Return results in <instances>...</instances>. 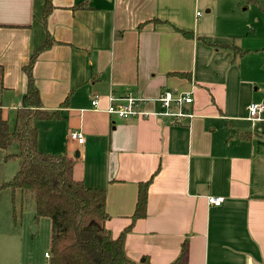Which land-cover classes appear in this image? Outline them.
<instances>
[{"label":"crops","instance_id":"crops-1","mask_svg":"<svg viewBox=\"0 0 264 264\" xmlns=\"http://www.w3.org/2000/svg\"><path fill=\"white\" fill-rule=\"evenodd\" d=\"M44 1L0 0V107L10 128L26 92L22 68L48 36L53 43L32 75L42 109L60 116L34 122L37 147L74 159V179L105 191V228L113 241L122 238L125 256L175 264L186 242L179 264H264V111L255 120L247 114L264 95L256 97L257 76L242 66L249 54L233 51L244 50L236 37L217 35L212 3L52 0L43 25ZM201 3L205 15L193 16ZM163 92L192 98L184 116L165 113ZM127 95L142 99L143 115L106 113L111 96ZM73 131L82 144L69 139ZM12 147L0 150V185L19 167L5 160ZM151 177L145 217L132 222L138 184ZM218 196L220 206L208 204ZM45 254L49 244L39 263L26 264H48Z\"/></svg>","mask_w":264,"mask_h":264},{"label":"trees","instance_id":"trees-1","mask_svg":"<svg viewBox=\"0 0 264 264\" xmlns=\"http://www.w3.org/2000/svg\"><path fill=\"white\" fill-rule=\"evenodd\" d=\"M250 5H258L259 0H243ZM52 0H45L41 22L44 25L52 10ZM181 31V30H179ZM185 37L193 34L181 31ZM53 40L48 36L30 55L22 71L27 78L26 92L22 106L16 111L14 125L10 128L2 118L0 107V150L6 151L16 146V153L5 156L16 159L19 167L14 176L0 185V190L9 188L22 196L33 197L35 218H47L50 221L48 264H149L144 257L140 262L128 259L123 251L122 238L111 239L105 228L108 215L105 210V191L88 188L81 180L73 177L75 160L66 154L43 153L37 147L38 132L34 126L37 120L59 118L58 111L42 109L41 99L32 75L36 58L51 47ZM235 54L245 57L248 51L233 48ZM3 67L0 65V94L3 90ZM245 138L246 135H240ZM152 177L138 184L137 202L131 221L144 218L146 213L148 188ZM91 222L99 229L85 231ZM186 243V242H185ZM175 264L185 256V246Z\"/></svg>","mask_w":264,"mask_h":264},{"label":"rangeland","instance_id":"rangeland-1","mask_svg":"<svg viewBox=\"0 0 264 264\" xmlns=\"http://www.w3.org/2000/svg\"><path fill=\"white\" fill-rule=\"evenodd\" d=\"M209 1L214 7L213 14L218 24L215 27L217 35L223 33L220 29L230 35L233 34L244 49L242 51H248L249 55L244 58L242 66L255 72L257 76L258 83L253 86V89L260 90L255 92L256 97L264 95V51L260 49V46L264 45V28L258 24L257 34L254 27L258 10L243 0ZM204 8L205 6L201 3L197 10H193V16L196 11L204 16ZM15 148L16 146H13L9 151H14ZM9 165L10 163H7L8 167ZM7 173L3 183L12 177L9 174L7 176ZM49 236L50 221L43 217L35 218L31 195L24 197L19 191L13 193L9 188L0 190V264L39 263L43 252L45 250L48 252Z\"/></svg>","mask_w":264,"mask_h":264},{"label":"built area","instance_id":"built-area-1","mask_svg":"<svg viewBox=\"0 0 264 264\" xmlns=\"http://www.w3.org/2000/svg\"><path fill=\"white\" fill-rule=\"evenodd\" d=\"M110 103L106 109L108 115L115 116L120 119H127L130 117H135L143 115V112L140 110L142 99L137 98L131 95L124 96L122 98H115L111 96L109 98ZM157 101L160 103L162 109L166 114H171L175 117L184 116L181 112L182 105L192 102V98L189 95H180L173 97L168 92H163L158 97ZM93 108L97 109L98 107V96H94L91 102ZM174 109H178L177 112L173 113ZM264 111V104L261 103H251L247 106V114L249 120H255L260 117ZM69 139L76 141L79 144H82L84 138L79 132L73 131L69 133ZM224 201V198L221 196L218 197H208L207 202L211 206H220ZM49 258V254H45Z\"/></svg>","mask_w":264,"mask_h":264},{"label":"water","instance_id":"water-1","mask_svg":"<svg viewBox=\"0 0 264 264\" xmlns=\"http://www.w3.org/2000/svg\"><path fill=\"white\" fill-rule=\"evenodd\" d=\"M98 229L99 227L94 222H91L87 227L84 228L85 231H96ZM32 233H34V231Z\"/></svg>","mask_w":264,"mask_h":264}]
</instances>
